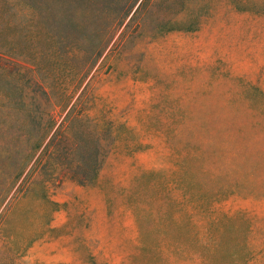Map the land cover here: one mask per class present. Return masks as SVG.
I'll list each match as a JSON object with an SVG mask.
<instances>
[{"label":"rangeland","instance_id":"obj_1","mask_svg":"<svg viewBox=\"0 0 264 264\" xmlns=\"http://www.w3.org/2000/svg\"><path fill=\"white\" fill-rule=\"evenodd\" d=\"M181 157L264 264V0H0V264H162Z\"/></svg>","mask_w":264,"mask_h":264},{"label":"trees","instance_id":"obj_2","mask_svg":"<svg viewBox=\"0 0 264 264\" xmlns=\"http://www.w3.org/2000/svg\"><path fill=\"white\" fill-rule=\"evenodd\" d=\"M230 187L218 184L216 176L194 169L186 157L170 160V167L162 169V264H214L223 243V251L238 253L245 263L244 214L214 210V204L232 193ZM138 256L132 255V260Z\"/></svg>","mask_w":264,"mask_h":264}]
</instances>
